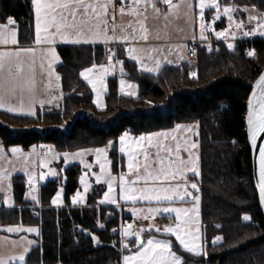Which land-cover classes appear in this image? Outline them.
Masks as SVG:
<instances>
[{
	"label": "trees",
	"instance_id": "1",
	"mask_svg": "<svg viewBox=\"0 0 264 264\" xmlns=\"http://www.w3.org/2000/svg\"><path fill=\"white\" fill-rule=\"evenodd\" d=\"M218 3L254 7L264 13V0ZM32 13L31 0H0V24L13 18L19 26L21 44L29 42ZM215 27L223 28V23ZM248 51H253V55L247 56ZM106 52L103 45L59 46L56 71L61 81L60 103L56 108H38L34 116L0 111L3 148L28 150L34 145H47L63 154L112 142L110 157L117 165V141L126 131L140 135L177 124L197 123L205 253H181L184 264H264V218L253 185L244 122L248 96L264 69V39L238 41L231 49L224 43L210 48L199 46L194 76L182 65L164 66L158 75L142 73L125 51L118 49L127 80L137 86V98L121 95L117 79L112 78L108 81L105 106L97 110L80 73L104 64ZM148 100H161L162 107L146 109L144 101ZM63 174L64 182L49 181L40 187L41 209L33 210L29 209L33 204L23 199V177L13 179L14 205L22 208L0 210V224L33 225L40 230L37 245L31 248L24 264H120L122 253L113 244L112 235L118 226L116 213L108 218L111 207H95L99 196L93 193L86 206L71 207L70 198L79 187L80 168L68 167ZM59 186L63 187V205L55 208L51 201ZM245 215L251 219L245 221ZM217 236L221 240L214 243Z\"/></svg>",
	"mask_w": 264,
	"mask_h": 264
},
{
	"label": "rangeland",
	"instance_id": "2",
	"mask_svg": "<svg viewBox=\"0 0 264 264\" xmlns=\"http://www.w3.org/2000/svg\"><path fill=\"white\" fill-rule=\"evenodd\" d=\"M218 3V0H216ZM131 3V0H130ZM206 7L203 9V13L201 12L200 8V0H170V4L166 3H159L155 7L158 11H156L159 15L161 23L160 25L157 23H152L150 25V21L148 18L149 12V5H145L144 0H141L139 5L133 3L134 17L135 20H130L131 24L122 23L123 21L118 22L117 31L119 32V37L122 35L129 36L127 41L119 40L118 43L110 44L107 47L106 57L107 60L102 65H95V67H91L92 71L88 73L89 77H91L97 84V91L94 92L92 85L88 83L82 76V80L88 85L91 93H92V102L93 105L97 110H102L105 106V96L108 92V81L109 79L116 78L118 92L125 96L131 97L136 99L137 98V86L135 83L130 82L126 78V74L122 67V61L119 60L117 51L118 49H123L125 51L126 57L130 60H133L138 67V70L142 73L149 74V75H158L161 69L164 66H186L190 70V74L194 73V69L197 65V52L194 58H188V51H190V45L192 42H198L199 46H206L207 48L213 47L218 43H224L228 46V44L234 45V43L238 41L244 40H253V39H264V35H260L261 29L258 27L259 24H264V13L259 12L254 7H235V10L230 12L229 14L233 17V21H229L227 16L224 14L223 9L227 6H220L219 8V18H217V9L212 7L211 0H205ZM219 4V3H218ZM156 5V3H155ZM191 5V6H189ZM247 9V10H244ZM210 11L209 14H207ZM249 15H253L257 17L256 20H249ZM109 21L111 22L112 19L110 18ZM223 23L222 31H225V35L223 37H217L215 35L218 32V29L215 27L217 23ZM207 23H211L210 25H206ZM242 24L241 28H237L236 24ZM113 24V23H112ZM111 23L107 24V29L109 36H113L112 25ZM123 24V25H122ZM164 24V25H163ZM141 25L143 26V31L141 30ZM163 29L159 27H163ZM204 31V38H201V31ZM101 27H104L103 25ZM153 30H152V29ZM110 29V30H109ZM123 29V31H121ZM135 29V32H133ZM255 29L254 35L245 36L243 33L245 31H251ZM116 30V26H115ZM152 33V34H151ZM233 33H235V37H233ZM146 36V39H141V36ZM155 35H159L161 40L167 42V44H157V45H143L137 42L148 40ZM115 36V35H114ZM135 36V39L132 37ZM100 40V39H99ZM103 40V38H102ZM113 41L109 40L107 42L111 43ZM124 42L122 44L121 42ZM10 43H8L9 45ZM44 44V43H41ZM7 45V44H6ZM5 46V44H0V47ZM58 47H49L45 44V48H40L36 53L32 51H28L27 53L22 52L23 59L27 62L28 65H31L33 68L32 72H27L26 70V80L24 81V102L25 99H28L29 92L28 88H34V95L38 97V100H44L45 104L48 101H52L50 99L51 92L54 91H61V81L56 80L55 77L59 74L56 71V67L59 65V56L57 53ZM137 49L136 52H132L131 49ZM49 49L55 51L56 59L55 61L52 60L51 54ZM162 50V51H161ZM249 52V51H248ZM247 56L248 53L246 54ZM109 56L112 57L109 60ZM135 56L137 59H133L132 57ZM34 61V63H33ZM119 61V62H118ZM139 61V62H137ZM177 63H174V62ZM179 61V62H178ZM157 62H159V67H157ZM51 65V68H49ZM101 66L107 69L106 72L101 71ZM93 68H98V73H93ZM145 68H150L152 71H145ZM89 69V68H87ZM85 70V69H84ZM83 70V71H84ZM50 71L54 75H49ZM194 76V75H191ZM124 81L123 91H121V81ZM27 86V87H26ZM264 90V86H261L254 96L253 103H252V110L256 112L259 110V97L261 96V92ZM172 90H169L168 93H171ZM126 93H132V95H127ZM99 94L100 97V104L101 107H97L94 101L97 99V95ZM57 100H54V106H41L39 103V108H56L61 101V93L60 95H52ZM144 107L146 109L149 108H161L162 101H154L148 100L144 101ZM35 114L37 112V108L34 107ZM22 116H28L26 114H18ZM34 116V115H33ZM177 125H180L178 128ZM172 128L160 130L152 133H167V139L163 137H152V143L149 144L147 139L144 141L138 140L134 141L127 136L125 145H124V152L120 151L121 142L120 137L117 141V154L119 156L117 165H115L114 161L110 157V150L111 145L108 143L103 147L105 149V155L102 157L103 161L105 162V171L102 174L100 169V164L97 161V153L95 149L97 148H87L76 150L72 152H65L69 154V160L66 162L64 159V154H58L55 152L50 146L47 145H40V146H31L28 150H22L19 147H10L20 149V153L13 156L16 158L17 167H19V174L23 177L25 183V193H24V201L33 204L32 207H40L39 200H40V187L46 184L49 181H61L64 182V174L63 171L71 166L77 165L80 168V174L78 176V184L79 187L70 198V204H86L90 195L93 193V196L98 195L97 203L95 207L99 208L100 204L108 205V206H118L115 213L118 217V226L120 227V223L122 221L123 227L121 229V233L123 235L124 230L130 224H126L128 218L131 217L137 220V224L135 227H131L129 231L131 235H123V245L120 248V252L122 253L121 256V263L123 264V257L127 255H131L136 251V241H135V234L140 232L141 233L142 241L146 242L148 238L153 239H162L168 241L170 244V251L175 254V256L180 261V264H184V258L181 256L182 254L191 255V256H199L205 253V244H204V233H203V226L201 223L200 217V204H199V212L197 214H189L191 217L192 223L187 225L186 230H190V235L186 237L191 243H194L197 247L199 254H195L192 252L187 251L180 243L176 240L175 236L171 234H164L163 228L165 226H174L175 225V213H158V214H149L148 208L149 207H157V206H171V207H184V208H191L194 206V199L195 195H199V191L195 189H191L188 187L187 191L192 193L191 197H186L184 202H181L174 198V202L170 205L167 202H164L163 205H158L155 201L148 202V201H124L119 199V177L123 175L129 183L136 179V170L135 167L132 171L129 170L128 164L130 155L132 158L133 165H139V172L140 174H145V165L147 164V171H155L160 169L161 167H166L169 161H175L176 159V145H180L179 156L187 161L188 160V153H193V159H197V168L199 171V148L191 149L188 148L185 150V146L187 144H191L192 142L197 141V134H198V125L197 123H182L177 124ZM39 126H43L40 123ZM247 127V126H246ZM190 129V130H189ZM147 134H140V136L147 137ZM124 133L123 135H125ZM175 137V139H173ZM139 145V147L137 146ZM163 146V148L160 147ZM45 146L49 149L46 155L39 156V147ZM165 148L172 149V155L170 156ZM91 150V151H88ZM10 153H12L10 151ZM81 153L79 156H75L74 154ZM13 154V153H12ZM145 155H147V160L145 159ZM163 160V164L157 163V156ZM12 157V156H11ZM83 161V163H81ZM41 162H43V167H41ZM85 165H90L91 167H85ZM5 168V169H4ZM4 168L0 166V194L4 196V204L5 205H13V192H12V179L8 178V171L6 170L7 166L4 164ZM41 174H43V179H41ZM97 175H103L105 178L102 179L100 182L96 181ZM115 177V181L113 182V191L110 195L116 198V203H108L104 201L105 193L108 192V184H107V177ZM187 176V183L191 185L192 183H196L198 185L199 176L192 172H186ZM84 177L85 184L88 185L87 190H85L84 184H81L80 178ZM31 178L32 183H29ZM161 182L151 181L149 180L147 184L144 181H138L137 183L133 184V187H152L153 185L159 184ZM170 185H175L177 183L183 185L184 181L179 177L175 180H170L165 182ZM199 189V188H198ZM183 187L181 191H183ZM58 192H60V197L57 200V203L53 204V199L57 197L56 195L53 197L51 204L53 206H61L63 205V187L59 186ZM77 192L80 193V196L83 197V202L73 203L72 198L76 196ZM35 198V199H34ZM79 199V198H78ZM6 202V203H5ZM38 204V205H37ZM86 206V205H85ZM136 209V215H133V209ZM30 209V207H29ZM112 209V208H111ZM114 214V213H113ZM148 217V218H145ZM188 218V217H185ZM3 226H11V227H20L21 229L26 228H35L37 231L28 233L25 231H19L17 233H8L4 231V229H0V256L4 257H18L21 253L24 254L25 260L27 255L31 250L32 244L35 242V237L38 236V227L37 226H22V225H3ZM100 227V226H99ZM159 228L160 231L158 232L156 229ZM27 241H31L33 243L28 244ZM218 242V241H216ZM124 245H128L124 247ZM28 248L27 252H24V248ZM180 252V254H179ZM25 262V261H24ZM9 264H21V262L17 260H9Z\"/></svg>",
	"mask_w": 264,
	"mask_h": 264
},
{
	"label": "snow or ice",
	"instance_id": "3",
	"mask_svg": "<svg viewBox=\"0 0 264 264\" xmlns=\"http://www.w3.org/2000/svg\"><path fill=\"white\" fill-rule=\"evenodd\" d=\"M33 10L35 13V30H36V43L37 44H51L54 42L56 37H59L61 40L67 42L71 41L72 43H88L89 40H99L101 37L104 41H109L112 39H119L127 41L129 36L122 35L120 37L109 36L108 29H107V10L109 4L112 3V0H31ZM124 0H121L123 3ZM133 3L139 5L141 0H133ZM145 5L151 4L154 11H158L155 8V3H166L170 4V0H144ZM212 7L217 9V18H219V8L220 5L216 2V0H211ZM191 6V5H189ZM205 0H200V8L201 12L203 13V9L206 7ZM114 7V5H113ZM235 9L227 6L224 7L223 12L227 16L229 21H233V17L229 14L230 12L234 11ZM247 10V9H244ZM121 14H124L125 9L122 7L120 9ZM134 9L131 8L129 5V14L134 13ZM257 17L253 15H249V20H256ZM8 25L14 23L13 18L8 17ZM104 27H101V26ZM201 31V38H204V31ZM236 27L239 29L242 27V24L237 23ZM258 27L261 29L260 35H264V24H259ZM141 30L143 31V26L141 25ZM112 31H115V25L112 27ZM123 31V29L121 30ZM225 31L216 32L215 35L217 37H223L225 35ZM135 32V29H133ZM91 33V35H89ZM255 29L251 31H245L243 35H254ZM235 37V33L232 34ZM141 39H146V36H141ZM135 39V36L132 37ZM16 44V33L14 31L6 30L5 26H0V44ZM228 47L231 49L233 47L232 44H228ZM27 53L28 49L23 50ZM132 52H136L137 49H131ZM51 54L52 60L55 61L58 59L56 57L55 51L49 49ZM248 55H253V51H249ZM133 59H137V57L133 56ZM112 57L109 56V60ZM119 62V61H118ZM139 62V61H137ZM34 63V61H33ZM95 67V65H93ZM157 67H159V62H157ZM51 68V65H49ZM26 70L27 72H32L33 68L31 65H28L27 62L22 59L21 51L16 52H0V86L7 85L5 91L9 94L10 98H14L16 96L17 90L20 92L19 96V106L13 107L11 104H7L4 95H0V108H5V110L9 113H22L28 116L35 115L34 105L39 102L41 106L44 105V100H39L34 95V88L29 87V97L28 103L25 105L24 103V81L26 80ZM145 71H152L150 68H145ZM92 71V68L85 69L80 73V75L88 81L90 85H92L93 91H97V84L96 82L89 77L88 73ZM101 71L106 72L107 69L101 66ZM49 75H54L51 71ZM190 75H195L191 73ZM56 80H59L60 77L56 76ZM121 91H123L124 81L121 82ZM257 85L264 86V74H261ZM127 95H132V93H126ZM54 98V97H53ZM49 103L51 101H48ZM97 107H101L100 104V97L99 94L97 95V99L94 101ZM7 104V106H6ZM259 110L253 112L252 110V102H249V115H248V135L250 141L255 144L256 137L259 133L264 132V90L261 92V96L259 97ZM179 128L180 125H177ZM190 130V129H189ZM163 137L167 139V133H152L145 136H140L139 140L144 141L147 139L148 143H152V137ZM127 139V134L122 135L120 137L121 148L120 151L124 152V145ZM175 139V137H173ZM110 145L112 142H109ZM139 147V145H137ZM163 148L162 145H160ZM198 147L196 142H192L191 144H187L185 146V150L188 148L196 149ZM165 151L172 155L171 148H165ZM180 145H176V159L175 161H169L166 167H161L155 171H147V164L145 165V174H140L139 172V165H133L132 163V156L130 155L129 159V170L132 171L135 167L136 170V179L129 183L126 181L125 177L121 175L119 177V199L124 201H148L152 202L155 201L158 205H163L164 202H167L169 205L174 202V198L184 202L186 197H191L192 193L187 191L188 187L191 189H195L199 191L198 185L196 183H192L188 185L187 183V176L186 172H192L199 176V171L197 168V159H193V153H188V160L185 161L179 156ZM10 151L13 155L20 153V149L12 148ZM91 151V150H88ZM97 155V161L100 164L101 173L103 174L105 171V162L103 161L102 157L105 155V149L97 148L95 149ZM0 152H3V149L0 148ZM75 156L81 155V153L74 154ZM259 157H260V203L264 206V145H261L259 148ZM64 159L67 162L69 160V154H64ZM145 159L147 160V155H145ZM83 163V161H81ZM157 163L163 164V160L157 156ZM43 162H41V167H43ZM85 167L90 168V165H85ZM180 178L184 181L183 185L177 183L175 185H170L165 182L170 180H175ZM41 179H43V174H41ZM96 181L100 182L105 177L103 175H97ZM115 177H107V184H108V192H106L104 201L101 203L108 202V203H116V198L110 195L113 191V182L115 181ZM81 184H84L85 190H87L88 185L84 182V177L80 178ZM144 181L146 184L149 180L161 182L159 184L153 185L152 187H133L132 185L137 183L138 181ZM31 184V178L29 180ZM183 187V191L181 188ZM60 197V192H57V197L53 199V204L57 203L58 198ZM79 198V199H78ZM35 199V198H34ZM195 203L194 206L191 208H184V207H171V206H157V207H149L148 212L149 214H158V213H175V225L174 226H165L163 228L164 234H171L175 236L176 240L189 252L199 254V251L194 243H191L188 237L190 235V230L187 229V225L192 223L191 217L189 214H197L199 212V204H200V196L195 195L193 197ZM73 203L83 202V197L80 196V193L77 192L76 196L72 198ZM6 203V202H5ZM133 215H136L137 210L134 208ZM188 217V218H185ZM148 218V217H145ZM245 221H249L251 218L248 215L243 217ZM131 225L124 230L123 235H131L129 229H131ZM158 232L160 231L159 228L156 229ZM4 231L8 233H17L19 231H25L28 233L36 232L35 228H26L21 229L18 227H7ZM137 232L135 234V241H136V251L131 254L123 257V264H180V261L175 256L173 252L170 251V244L166 240L162 239H153L148 238L146 242L142 241L141 233ZM93 241H96V237L93 236ZM221 240V237L217 236L214 238V243L216 241ZM28 244H31V241H27ZM128 245H124L127 247ZM28 248H24V252H27ZM19 260L21 264H24L25 256L21 253L18 257H4L0 256V264H9V260Z\"/></svg>",
	"mask_w": 264,
	"mask_h": 264
},
{
	"label": "crops",
	"instance_id": "4",
	"mask_svg": "<svg viewBox=\"0 0 264 264\" xmlns=\"http://www.w3.org/2000/svg\"><path fill=\"white\" fill-rule=\"evenodd\" d=\"M115 0H112V3L109 4V7H108V10H107V16H106V19H107V24L109 25L110 23L112 25H115L116 26V30L114 32H111L113 35H115V37H119V32L117 31V27L119 26L118 25V22L120 21H123L122 23H127L128 25L131 24L130 23V20H135V15L134 13L133 14H129V9L128 10H125L124 11V14H121V11L120 9H118L116 6H115V3H114ZM130 2V0H129ZM159 3H156L155 7H158ZM114 5V7H113ZM131 8L133 9V0H131ZM32 10H33V6H32ZM148 20L150 21V25L152 23H158L159 21V25L161 23H163L162 21H160V18H159V15L156 11L153 10V7L149 5V12H148ZM112 19V21L110 22L109 19ZM123 25V24H122ZM164 25V24H163ZM0 26H5L6 27V30H10V31H14L16 33V40H17V43L16 44H12L10 43L9 45L5 44V46H2L0 47V52H16V51H21V57H22V52H24L23 50L25 49H28L34 53L37 54L38 50L40 48H45V44H37L36 43V30H35V13H34V10H33V13H32V22H31V27H30V36L27 38L28 39V44H21V40H20V36H19V30H18V24L16 23H13L11 25H8V22L4 23V24H0ZM165 26L163 27H159L160 29L164 28ZM152 29V28H151ZM110 30V29H109ZM153 30V29H152ZM152 34V33H151ZM89 35H91V33H89ZM109 35V34H108ZM118 43V39H113V41L111 43L109 42H106L104 41V39L102 40V37L100 38V40H89L88 43H84V42H80V43H72L70 40L65 42L63 40H61L59 37H56L54 42L51 43V44H47V46L49 47H59V46H96V45H103V46H108L110 44H113V43ZM122 44H124V42L122 41L121 42ZM139 44H143V45H157V44H167V42L161 40V38L159 37V35H155L151 38H148V40H145V41H141V42H137ZM125 45V44H124ZM162 51V50H161ZM23 59V57H22ZM131 60V59H130ZM133 61V60H131ZM134 62V61H133ZM179 62V61H178ZM174 63H177L176 61ZM7 87V85H3V86H0V95H4L5 96V99L7 101V104H11L13 107H18L19 106V96H20V92L19 90H17V93H16V96L14 98H10L9 97V94L5 91V88ZM27 87V86H26ZM60 95V92L59 91H54V92H51V96H50V99L52 100L50 103L47 102V104H45L44 106H54L55 105V102L54 100H57L55 98L52 97V95ZM25 98V97H24ZM38 99V97H37ZM26 101L24 102L25 105H27L28 103V99H25ZM39 101V100H38ZM6 104V106H7ZM35 109L39 108V102H37L35 105H34ZM0 111H3V112H7L5 110V108H0ZM9 113V112H7ZM10 114H14V115H18V114H22V113H10ZM0 148L3 149V152H0V166H2L4 168V164L7 166L6 170L8 171L7 175H8V178L9 179H14L16 176H20V172H19V167H20V164H18V167H17V161H16V158H13V155L12 153H10V148L9 149H4L1 142H0ZM17 155V154H16ZM12 156V157H11ZM5 169V168H4ZM13 182V181H12ZM38 205V204H37ZM86 204H83V205H80V204H71V207H84ZM2 206L4 208V211H13V210H20L22 207H18L16 205H5L4 204V196H3V201H2ZM100 206H107V207H112V206H108V205H104V204H100ZM55 208L57 207H61V206H53ZM32 208H35V209H39L40 207H32ZM7 227H10V226H3L2 224H0V229H6ZM18 227V226H16ZM20 228V227H18ZM38 229V236L35 237V242L32 244L31 248H33L34 246L37 245V240L39 239L40 237V230H39V227L37 228Z\"/></svg>",
	"mask_w": 264,
	"mask_h": 264
},
{
	"label": "built area",
	"instance_id": "5",
	"mask_svg": "<svg viewBox=\"0 0 264 264\" xmlns=\"http://www.w3.org/2000/svg\"><path fill=\"white\" fill-rule=\"evenodd\" d=\"M115 3V6L118 8V9H121L122 7L125 9V10H128L129 9V5H130V2L129 0H124L123 3H121V0H115L114 1ZM15 23V21H14ZM211 23H207L206 25H210ZM222 31V28H218V32ZM198 47H199V43L198 42H192L191 45H190V51H188V58L189 59H192L194 58L197 50H198ZM99 72V69L98 68H93V73H98ZM126 134L127 136L136 141L138 140L139 138V135H136L130 131H126ZM49 151V149L45 146H41L39 147V156H44L47 154V152ZM2 201H3V195L0 194V210H4L3 206H2ZM112 208V212L108 213V218H111L113 217V213L116 212L115 210L118 209V206H115V207H111ZM35 208H32L30 207V210H33ZM40 209V208H39ZM128 220L126 222V224H130L132 227H135L136 224H137V220L136 219H133L131 217H127ZM123 227V224H122V221L120 223V227L117 226L115 227L113 230H112V235L114 237L113 239V244L114 245H117L119 246V248H122V245H123V235L121 233V229ZM73 229L74 230H77L78 227L76 225L73 226ZM77 239V238H75Z\"/></svg>",
	"mask_w": 264,
	"mask_h": 264
},
{
	"label": "water",
	"instance_id": "6",
	"mask_svg": "<svg viewBox=\"0 0 264 264\" xmlns=\"http://www.w3.org/2000/svg\"><path fill=\"white\" fill-rule=\"evenodd\" d=\"M261 74H264V69L261 72ZM257 81L253 85V87L251 89V92H250V94L248 96L246 114H245V118H244L245 124L247 123L248 115H249V111H250L249 102L251 101L253 103L254 96L256 95V93L258 92L259 88L261 87L260 85H257ZM246 126H247V124H246ZM247 141H248L249 148H250L253 185H254V189L256 191V195H257V202H258L261 214H262V216L264 218V206H262L261 203H260V188H259V184H260L259 148H260L261 145H264V132L259 133L257 135L255 144H253V142L250 141V139H249L248 129H247Z\"/></svg>",
	"mask_w": 264,
	"mask_h": 264
},
{
	"label": "bare ground",
	"instance_id": "7",
	"mask_svg": "<svg viewBox=\"0 0 264 264\" xmlns=\"http://www.w3.org/2000/svg\"><path fill=\"white\" fill-rule=\"evenodd\" d=\"M246 124H247V129H248V120H247V123Z\"/></svg>",
	"mask_w": 264,
	"mask_h": 264
}]
</instances>
